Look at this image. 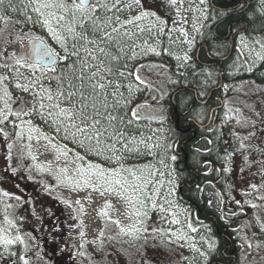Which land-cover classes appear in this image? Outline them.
<instances>
[{"label":"snow or ice","instance_id":"6c2138e0","mask_svg":"<svg viewBox=\"0 0 264 264\" xmlns=\"http://www.w3.org/2000/svg\"><path fill=\"white\" fill-rule=\"evenodd\" d=\"M246 2L247 0H238L243 11L247 10L243 8ZM260 3L264 6V0H260ZM169 4L174 10L170 21L156 12L144 9L142 0H19V3L16 0H0V143L5 145L4 160L6 171L9 172L6 179L16 175L17 168L13 164L24 160L25 151L32 161L37 160L32 152L33 142L44 148L51 146L57 153L56 168H53L51 162L35 164L36 169L40 172L47 171L57 181L55 185L45 184L46 192L51 194L54 188L64 187L72 192H85L83 200L91 201V193H98L101 197L114 196L122 202L123 215L129 221L128 224H122L120 219H113L108 210L101 211L100 215L107 217L118 229L114 236L107 239L117 243L123 240L130 248H134L140 254V264H148L142 249L150 237L155 238L156 233L166 235L170 244L177 242L178 247L187 245L193 253L191 259L184 257L189 264L196 260L197 254L206 261L218 244L215 238L208 239L201 235L199 242L206 245L207 250L198 246L197 237L191 234L200 230L193 226L190 214L185 212L182 220L174 210L179 207L173 199L176 185L171 177L174 169L169 170L166 160L175 162L176 155H171L170 158L161 155L156 163L143 166L125 163L132 155L156 157L157 149H165L159 139L153 142L151 135L146 136L141 131L137 137L129 132L130 126L141 120L158 119L159 123H164L163 119L155 115L142 114L141 109H152L153 113L156 111L147 102L137 104L131 112L128 111L130 94L139 92L141 86L149 92L158 93V96L151 97L152 100L163 99V84H154L140 74L141 69L151 70L155 66L141 64L134 70H129V62L140 54L160 55L157 48L162 44L161 37H166L170 43V50L166 54L177 62L176 75L186 80L191 74L194 84L197 76L202 78L201 84L204 86L209 81L215 83L212 79V66H205L192 53L197 41L202 40L206 34L214 33L220 23L224 22V17L237 14L235 11L229 13L226 10L219 12L212 9L210 0H169ZM243 11L239 14L242 15ZM32 14H35V20ZM261 15H264V11ZM16 16H23V20L15 18ZM28 24L33 27L39 24L44 34H33L31 28L24 31ZM232 27L236 28L237 25ZM10 29H18L15 39L12 38ZM220 39L218 36H211L213 43L210 52L217 56L223 55L220 49L224 44L215 43ZM236 41L241 55L247 49V62H264V37L257 39L255 36H247L245 29L244 32H236ZM13 43L18 46L15 51L11 47ZM240 67L243 65H238L236 70ZM171 82L179 83L178 80ZM9 85L27 93L28 97H14ZM221 87L227 93L229 85L222 84ZM257 90L264 91L259 86ZM198 95L203 96L204 93ZM160 111L162 113L163 110ZM227 112L240 113V109L228 108ZM250 112L251 116H241L238 120L242 126L251 125L255 129L257 123L264 125V107L251 106ZM33 118H38L49 126L54 134H45L34 124ZM225 118L235 117L226 115ZM214 131L218 129L205 127V132L209 134ZM255 135L256 132L252 131L240 137L241 151L247 150L245 141ZM41 138L45 141L42 145ZM61 141H69L83 149V154ZM18 142L22 147L14 158L13 150ZM204 142L210 146L204 150L205 153H212L214 139L205 138ZM172 148L173 145L168 144L166 150L170 151ZM195 151L201 152L199 148ZM69 154L71 159H68ZM89 155L102 158L108 165L115 166L106 167L94 163L87 159ZM234 155V152L229 153L225 161L231 160ZM210 163L206 162L209 166ZM244 164L251 167L249 155L244 156ZM259 164L260 167L252 178H245L247 187L239 193L248 199L238 200L235 195L230 197L245 215L242 211L245 206L253 210L264 209V161ZM223 170L229 171L227 167ZM240 172H244L243 167ZM166 176L169 179L165 180ZM257 177L259 182H254ZM27 178L33 179L32 176ZM16 187L19 188L20 185L17 184ZM2 195L11 198L12 194L3 191ZM213 195L223 201L221 193L214 192ZM14 198L20 202V206L29 205L36 221L43 223V217L26 197L17 195ZM54 198L73 209L75 215L72 219L78 220L83 227L84 222L80 217L86 210L82 199L73 202L61 196ZM211 203L210 198L209 204ZM14 207L12 204L5 205L4 223L7 227L0 226V264H36L37 261L52 264L50 257L46 259L41 238L33 235V231L40 229L33 226V231H21L14 220L9 219L7 209ZM114 207L110 201L105 204V209ZM149 209L159 211L160 220L170 227L167 230L150 227ZM45 212L54 222L49 226L48 235L43 238L42 243L52 245L53 253L62 252L65 250L60 243L63 237L58 233H62L63 222H55L58 218L51 209H45ZM235 215L233 212L232 216ZM18 219L23 223L24 213H20ZM223 219L227 224L228 217ZM197 222L199 223L198 220ZM256 222L264 225V220L258 216ZM203 227L208 232L211 231L207 225ZM233 231L239 233L241 229ZM78 234L81 237L85 235L84 231ZM97 239L103 245V231ZM239 239L246 256L252 255L253 250L259 255L264 251V226L253 237L255 244L246 235L239 236ZM84 247L82 243L80 248ZM77 254L87 256L85 251H78Z\"/></svg>","mask_w":264,"mask_h":264},{"label":"flooded vegetation","instance_id":"af4514ba","mask_svg":"<svg viewBox=\"0 0 264 264\" xmlns=\"http://www.w3.org/2000/svg\"><path fill=\"white\" fill-rule=\"evenodd\" d=\"M210 2L214 10L219 12L226 10L229 13L235 11L237 14L224 17V22L220 23L219 28H216L214 33H209L210 37L215 35L221 38L216 40L215 43L224 44V47L227 48L226 53L224 52L220 56L211 53V47L204 38V40L196 44L192 53L205 66H212L215 83H212L211 86L209 83L204 86L199 83L200 81L195 84H188L189 79L193 78L189 74L186 79L185 97L181 105L183 110L179 112L177 107L176 126L181 129L180 117L185 120V129H181L185 133V139L181 143V149L185 153V182L180 180V185L182 183L185 184L180 190V194L185 196V202L190 207L193 204L187 192L190 194L193 190L188 191V188L201 190L208 195H213L214 192L222 194L223 201L219 197L220 202L218 204L210 205L208 202L205 210L197 207L194 210V214L202 215L199 219V224L202 227L206 224L205 222L208 224L213 222L217 231L229 242L221 251L227 261L216 263L218 260H212L211 264H233L236 260V255L231 251L233 240L219 231L217 216L218 214L222 217L223 215L228 216L229 212H231L229 211L230 209L236 210L239 208L229 204V196L236 189L233 181L245 180L246 183L243 184V188H246L247 180L245 178H252L250 176L260 167L259 162L264 161V155L261 154L264 153V125L257 123L255 129H249L248 126H242L238 122L240 117L244 116L241 111L248 106L264 107V97L262 96L258 100V104L254 103L257 98L254 93L257 86L264 85V62L259 60L254 63L247 62L248 53L243 50L244 54L241 55L237 50L236 32H244L247 29V36H255L257 39L264 37V15H261V12L264 11V6L261 5L260 0H247L243 5V8L247 10L243 11L238 0H210ZM241 11H243L242 15L239 14ZM214 14L217 13L214 12ZM238 22L240 23L238 24ZM233 25H237V27L233 28ZM209 34H207L208 37ZM211 42L213 41L211 40ZM202 44L203 47H201ZM238 65H243V67L236 70ZM222 84L229 85L227 93L221 87ZM201 92L204 93L203 96L198 95ZM228 108L240 109V113H235L234 125L232 126V135L235 140L226 145L224 120L226 115L229 114L227 112ZM205 127H214L218 131L209 134L205 132ZM252 131H255L256 135L245 141L248 146L247 150L241 151L239 148L240 137L246 136ZM205 138L214 139V144L211 146L214 150L210 154L204 151L210 147L207 144L204 145ZM197 148L201 150L200 153L195 151ZM232 152L235 153L232 159L225 161V157ZM192 153L198 154L196 161L193 162L195 163L193 167L190 165V155ZM212 154L213 157L211 156ZM13 155L15 158L14 150ZM245 155H249L251 167L244 164ZM4 157L5 145L0 143V217L5 213L6 204L15 205L14 208L7 209L9 219H13L21 231L25 229L33 231V226L36 229H40L33 231V235L41 238L40 243L45 249L46 259L50 257L52 264H140V254L134 248H130L132 255L126 259L127 244L123 240L117 243L107 239L114 236L118 231L116 225L112 224L108 219L102 222L99 231V234L101 231L104 232L105 241L103 245L97 239L98 236L84 235L81 237L78 233L83 231V229L78 220L72 219V216L75 215L73 209L68 208L54 198L56 196L66 198V195H63L58 190L48 194L42 181L37 178V180L34 178L29 180L27 178L30 176L29 172L23 169L21 166L22 162L13 164V167L17 168L16 175L11 179H6L9 176V172L6 171ZM207 161L211 162L210 166L206 164ZM225 167L229 171H224ZM241 167L244 168L243 173L240 172ZM218 169L220 171H217ZM178 179H180L179 176ZM254 182H259V178H255ZM17 184L20 185L19 188L16 187ZM3 191H8L12 194L11 198L3 197ZM17 195L22 198L26 197L35 206L36 211L43 217L42 224L36 221L29 205L20 206V202L14 198ZM45 209H51L55 217L58 218L55 221L56 223L63 222L61 225L62 233H58V235L63 237L60 243L65 250L62 252L53 253L51 251L52 245H44L42 243L43 238L48 235L49 226L54 222L53 218L49 217L47 212H45ZM243 209L248 213L249 207L245 206ZM20 213L25 215L23 223L18 219ZM208 228L212 231L211 227ZM82 243L85 245L83 249L80 248ZM73 245H75V248H73ZM78 251H85L87 256H79L77 254ZM36 264H44V261H37Z\"/></svg>","mask_w":264,"mask_h":264},{"label":"rangeland","instance_id":"374dc122","mask_svg":"<svg viewBox=\"0 0 264 264\" xmlns=\"http://www.w3.org/2000/svg\"><path fill=\"white\" fill-rule=\"evenodd\" d=\"M142 4H143L144 9L156 12L158 15L168 18L169 21L172 19L174 10L169 4V0H151V1L142 0ZM32 15H33V20H35L36 19L35 14H32ZM20 20H23V17H21ZM145 23H147V21H145ZM29 28H31L33 34H36V35L44 34L39 24H36L34 27L33 25L28 24L24 27V31H28ZM10 30L12 32V38L15 39L16 32L18 31V29H10ZM163 38L164 37H161L162 43H163ZM166 43H167L168 50H170L169 41L167 40ZM157 50L160 51V47H158ZM244 50L248 53L247 49H244ZM155 59L162 61L161 57H158L157 55H154L151 53H147V54L138 55V57L135 60H132L129 63H131V65H134V64L136 65L139 62L140 63L145 62L146 65H152ZM129 70H132V69L129 67ZM9 88L12 91L14 97L16 96L21 97V98L28 97L27 93H23L20 90L15 89L12 85H9ZM259 88L264 89V85H259ZM142 91H144V88L141 86V90L139 92H133L132 94H130L131 104L140 100V97H141L140 94ZM254 93L257 96V98L254 100V103L258 104V100L261 99V96L264 97V91L257 90L256 88V91ZM241 113L244 116H251L250 106L243 109ZM227 116L235 117V112L229 113ZM234 120H235L234 118L224 120V123H225L224 139L226 140V145H228L229 143L235 140V137L232 135V128H233L232 126L234 125ZM33 122L34 124L38 125L45 134H48L49 136L54 134L53 130L49 126L45 125L38 118H33ZM248 127L249 129H252L251 125H248ZM169 128L170 126H168L165 122L161 124L158 121H148V122H145L144 124H139V125L134 126L133 130H129L131 134L139 137V134L142 131L144 132L146 136L147 135L153 136V142L159 139L160 143L165 145V149H157L156 157L143 155V154L132 155L129 157L128 160L125 161V163L128 165H133V166H143L149 163H156L157 159L161 155L165 156L166 158H170L171 155H169L166 150L167 145H168V140H169V134H170ZM44 143L45 141H43V138H41V145ZM61 143L62 144L67 143L69 148H73L76 151H80L81 154H83L84 152L83 149L77 148L75 145H73L69 141H61ZM21 147L22 145L18 142L17 146L14 148L15 155L19 154ZM32 152H33V155L37 156V160L32 161L31 158L27 156V152L25 151L24 153L25 158L21 164L23 169L29 172V175L32 176L35 180L39 179L40 181H42L44 185L45 184L55 185L57 181L53 178L52 175L48 174L47 171L40 172L38 169L35 168V164H47L51 162L53 165V168L55 169L56 168L55 157L57 155L55 149H53L51 146H49L48 148H44L39 145H35V143L33 142ZM68 159H71V154H69ZM87 159L91 160L94 163L103 164L106 167L115 166V165H108L102 158L96 157L94 155H89ZM62 162H63V158H61V163ZM166 162L169 165V170L174 169V171L172 172V177H171L174 180V184L176 185L175 196L173 197V199L175 200L176 204L179 206V207H176L174 210L177 213H179L180 218L182 220L184 219L185 212L190 214V218L192 220L193 226L197 227L200 230L198 233H194L191 235H195L198 240V246L205 249L206 245L199 242V237L201 235H204L206 238L211 239L210 234L208 231H206L205 228L202 227L201 224L197 222V220L199 221L200 216L198 214H194V212L192 211L193 207H190V205L184 202L180 197V192H179L180 179H178V173L175 168L176 162H172L170 159H167ZM26 165L28 167H25ZM29 168H31V171H29ZM252 176L253 175H251L250 177ZM167 179H169L168 176L165 177V180ZM233 183L236 189L234 193H231V196L235 195L236 199L238 200L248 199L247 197H243L239 194L240 190L243 189V184H245L246 181L245 180H234ZM167 187L168 185L166 184L165 188ZM54 190H58L63 195H66V198L73 202L76 199H82L86 195V193L83 191L79 193L72 192L64 187H56L54 188ZM231 196H229V204L236 206L235 202L231 200L230 198ZM109 201L115 206L113 209H105V204L106 202H109ZM82 203H84L85 205L86 212L85 214H82L80 218L84 222L82 229L85 235L99 236V231H100L102 222L108 219L107 217H103L100 215L101 211L103 210H108L109 215L113 219H120L122 224L126 225L129 223V221L123 215L124 206L122 202H119L114 196L101 197L98 193H91V201L82 199ZM236 207L238 208L239 206L237 205ZM149 214L151 216V220L148 221V224L150 227H153V226L162 227L165 230H167L170 227L169 224H166L160 220L161 213H159V211H152L151 209H149ZM4 215H1L0 217V222H1L0 226L7 227V225L4 223ZM262 216L264 220V212ZM239 228L241 229L242 236L246 235L249 239H251V237L253 236V231H254V228H252L251 220L249 219L245 220L240 225ZM154 237L155 238L150 237L146 243V246L142 249L143 256L145 257L148 264H189V261L185 260L184 257H188L189 259H191V257L193 256V253L189 250L187 245H185L184 247H178L177 242H173L170 244L168 243V237L161 233L154 234ZM126 247H127L126 259H128L129 256L132 255V250L130 249L128 244L126 245ZM209 259H210V254H209V258L206 261L204 260L203 257H199L197 254V258L195 261L192 262V264H205L207 261H209Z\"/></svg>","mask_w":264,"mask_h":264},{"label":"trees","instance_id":"16d2710c","mask_svg":"<svg viewBox=\"0 0 264 264\" xmlns=\"http://www.w3.org/2000/svg\"><path fill=\"white\" fill-rule=\"evenodd\" d=\"M17 3H19V0H16ZM222 4V3H220ZM214 14V12H213ZM21 17L23 16H16L15 18L17 19H21ZM204 39H206V41H208V44L211 47V44L213 42H211V37L209 34V37L207 36V34L205 35ZM202 39V40H204ZM202 40H198L197 43H199ZM167 38L164 37L163 38V43L160 46V55H158V57H161L162 61L159 60H154L152 65H154L155 67H153L151 70H148L147 68L141 69V76L142 78L145 79H149L151 80L154 84L160 85L161 83L163 84V99H158V101L156 100H152L151 97L153 95H157L158 93L156 92H149L148 90L144 89V91L141 92L140 94V100L136 101L135 103L129 105L128 107V111L131 112V109L135 108L137 104H142L144 102H147L151 105H153L156 109L155 113H153L152 109H141V112L143 115L145 116H149V115H155L160 119H163L164 122L170 126L169 128V140H168V144H172L173 148L170 151H167V153L169 155H176L177 156V160L175 161V168L177 170L178 176L180 177V180L182 182H185V153L184 151H182L181 149V143L183 142V140L185 139V133L182 132L181 129H185V120L183 118L180 117V128L179 129L176 126V121H177V114L174 108V104L172 101V94L176 89L185 87V85L187 84V80L181 78L180 76L176 75V62L173 59L172 56L166 54L167 53ZM227 48L222 47L220 49V52L222 53H226ZM129 67L134 70L138 65H146V63H137L136 65H131V63H129ZM159 74V75H158ZM170 78V79H169ZM201 77L197 76V78H195V83L200 81L199 83H201ZM213 79V78H212ZM172 80H178L179 83H175L173 84L171 81ZM193 83V78L189 79V83L188 84H192ZM211 86L212 81L208 82ZM194 84V83H193ZM143 87V86H142ZM206 89V88H205ZM185 97V89L180 91L179 93L176 94L175 96V102L177 103L178 106V110L179 112H181L183 109L181 108L182 105V101ZM163 110L162 113L160 110ZM148 121H158V119H152V120H141L137 123H134L133 125L130 126L129 130H133L134 126L139 125V124H144L145 122ZM206 145V143L204 144ZM185 148V147H184ZM198 154L197 153H192L190 155V160L191 163L190 165L195 166V162L197 159ZM213 157V154L211 155ZM194 181V180H193ZM193 190V191H191ZM188 191H191L190 194L187 195L188 197L192 200V207L193 210H195L197 207H200L202 210H205L207 207V203L209 202V199L211 198L212 203L211 205L214 204H218L219 201V197L214 196V195H208L205 194L203 191L201 190H194V189H189ZM184 194H185V188H184ZM181 199L183 201H185L183 195H180ZM261 210V211H260ZM256 209L253 210L249 207V213H247L246 211H244V209L242 210L243 213L241 212L240 207L236 210H232L230 209L229 211V215L228 217V223L226 224L224 222V215L223 217L218 215L217 216V220H218V228L219 231H221L223 234L228 235L229 237L232 238L233 240V245L231 248V251L236 255L237 260L235 262H233V264H262V258H264V251H261L259 255H257L255 253V250H253L252 255H245V250L241 249L240 244H241V240L239 239V236L241 235V231L239 233L233 231V229H240V225L247 219L251 220L252 222V228H254L253 231V236L251 237V239H253V237L259 232V229L261 226V224H258L256 222V217H260L261 220H263V212L264 209ZM200 212V211H199ZM235 212L236 215L232 216V213ZM214 213V212H212ZM201 214V212H200ZM202 216V215H200ZM207 224L208 227L212 228V231L209 232L210 234V238H215L218 241V244L216 246V248L210 253V260L207 261L205 264H210L212 260H218L221 262L227 261V259H225V257L222 254V248L225 247L226 245H228V241L225 239V237H223V235H221V233H219L217 231V229L215 228V224L212 222V224H208L207 222H205ZM211 223V222H209ZM256 240L253 239V243L255 244ZM206 249V246H205ZM207 250V249H206Z\"/></svg>","mask_w":264,"mask_h":264},{"label":"water","instance_id":"95a60500","mask_svg":"<svg viewBox=\"0 0 264 264\" xmlns=\"http://www.w3.org/2000/svg\"><path fill=\"white\" fill-rule=\"evenodd\" d=\"M206 46V45H205ZM12 47V50H17V45L15 43H13V45L11 46ZM185 88H179L177 89L176 91H174L173 95H172V101L174 103V107H175V110H177V105L175 104V100H174V97L177 93H179L180 91L184 90ZM184 144V143H183ZM182 144V145H183ZM184 184L181 185V188L183 187ZM232 244V243H231ZM235 259H236V256H235ZM216 263H221L220 261H216Z\"/></svg>","mask_w":264,"mask_h":264},{"label":"bare ground","instance_id":"6f19581e","mask_svg":"<svg viewBox=\"0 0 264 264\" xmlns=\"http://www.w3.org/2000/svg\"><path fill=\"white\" fill-rule=\"evenodd\" d=\"M237 206V205H236ZM220 212V211H219ZM219 215V214H218ZM206 225V224H205ZM207 231V230H206Z\"/></svg>","mask_w":264,"mask_h":264}]
</instances>
